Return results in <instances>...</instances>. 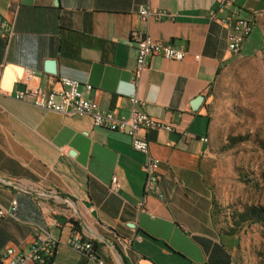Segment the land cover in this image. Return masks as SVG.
I'll return each mask as SVG.
<instances>
[{
  "label": "crops",
  "instance_id": "obj_1",
  "mask_svg": "<svg viewBox=\"0 0 264 264\" xmlns=\"http://www.w3.org/2000/svg\"><path fill=\"white\" fill-rule=\"evenodd\" d=\"M140 6L171 16L145 22ZM218 6L219 0H0V15L13 24L11 36H0V205L17 202L15 217L0 221V252L42 229L62 241L50 264H97L65 243L75 236L91 242L105 264H234L202 168L207 95L217 70L261 51L264 32L255 22L240 56L232 55L229 28L209 18ZM227 13L257 19L264 0H233ZM137 33L183 43L186 55L152 56L134 80ZM61 76L91 84L89 97L102 110L127 116L135 96L144 103L137 109L173 124L175 131L144 134L159 159L162 198L143 196L145 158L128 135L95 127L90 116L12 98L26 86L57 88ZM198 96L203 100L193 103ZM113 175L121 183L116 193L109 192Z\"/></svg>",
  "mask_w": 264,
  "mask_h": 264
},
{
  "label": "rangeland",
  "instance_id": "obj_2",
  "mask_svg": "<svg viewBox=\"0 0 264 264\" xmlns=\"http://www.w3.org/2000/svg\"><path fill=\"white\" fill-rule=\"evenodd\" d=\"M254 21L264 32V15ZM207 96L210 136L202 168L215 221L225 232L235 211L264 208V35L261 51L222 68ZM228 240L234 264L264 262L261 225H244Z\"/></svg>",
  "mask_w": 264,
  "mask_h": 264
},
{
  "label": "built area",
  "instance_id": "obj_3",
  "mask_svg": "<svg viewBox=\"0 0 264 264\" xmlns=\"http://www.w3.org/2000/svg\"><path fill=\"white\" fill-rule=\"evenodd\" d=\"M233 6V0H219L216 11H211L209 18L219 20L229 28L228 50L232 55H240L245 40L252 33L255 25V16L248 18L227 13ZM139 16L145 21L151 17L160 19L171 15L163 11H153L147 6L138 8ZM220 14V15H219ZM13 32V24L0 15V36L9 37ZM136 45L135 68L133 79L137 80L148 68L152 56H161L166 59L180 61L186 55L183 43L174 44L173 41L162 42L155 40L148 33L134 35ZM198 58V56H196ZM27 77L34 76V72L27 70ZM58 87L44 90L40 87H24L15 89L12 98L25 101L32 106L52 111L63 115L90 116L95 127L119 131L129 136L132 147L145 158L143 170L145 174L143 182V196L156 194L162 198L159 192L162 174L159 159L150 152L149 141L144 136L147 131L163 129L175 131L171 123L163 122L151 117L145 111L137 109L136 104L144 106L135 96L130 97L131 109L127 116H116L112 112L102 110L98 104L89 97L92 86L89 83H81L79 80L61 76L57 80ZM204 140V138L202 139ZM121 183L118 176L113 175L109 184V192L116 193ZM144 200L137 203L140 210L145 211ZM17 210L16 200H12L8 207L0 205V221L5 216L15 217ZM62 241L45 230L37 231L32 240L20 246H10L0 252V260L4 264H50L57 246ZM66 243L74 250L85 254L97 264H105L96 256L89 242L82 241L79 237H71Z\"/></svg>",
  "mask_w": 264,
  "mask_h": 264
},
{
  "label": "trees",
  "instance_id": "obj_4",
  "mask_svg": "<svg viewBox=\"0 0 264 264\" xmlns=\"http://www.w3.org/2000/svg\"><path fill=\"white\" fill-rule=\"evenodd\" d=\"M220 70H217L216 76L220 73ZM213 219L215 222V225L217 226V223L215 221V209H214V202H213ZM232 224L229 227L228 230L225 232H220L222 235L223 241L227 244L229 248H231V243L233 242L230 239V237L233 238V236L242 228L244 225L248 224H259L262 227H264V208L260 206L255 205H249L245 206L242 210H237L232 214ZM261 264H264L262 262Z\"/></svg>",
  "mask_w": 264,
  "mask_h": 264
},
{
  "label": "water",
  "instance_id": "obj_5",
  "mask_svg": "<svg viewBox=\"0 0 264 264\" xmlns=\"http://www.w3.org/2000/svg\"><path fill=\"white\" fill-rule=\"evenodd\" d=\"M203 100V96H198L194 99L193 103L200 104V102Z\"/></svg>",
  "mask_w": 264,
  "mask_h": 264
},
{
  "label": "bare ground",
  "instance_id": "obj_6",
  "mask_svg": "<svg viewBox=\"0 0 264 264\" xmlns=\"http://www.w3.org/2000/svg\"><path fill=\"white\" fill-rule=\"evenodd\" d=\"M207 140V139H206Z\"/></svg>",
  "mask_w": 264,
  "mask_h": 264
}]
</instances>
